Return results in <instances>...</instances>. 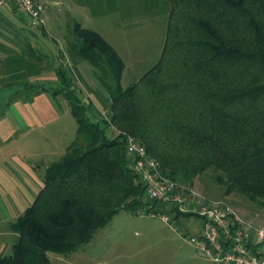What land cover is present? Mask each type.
I'll return each instance as SVG.
<instances>
[{"label": "trees", "instance_id": "obj_1", "mask_svg": "<svg viewBox=\"0 0 264 264\" xmlns=\"http://www.w3.org/2000/svg\"><path fill=\"white\" fill-rule=\"evenodd\" d=\"M143 2L167 6L168 22L159 59L136 81L122 85L124 59L79 19L66 36L69 52L100 69L112 122L141 139L164 174L192 184L214 167L227 193L238 191L264 205V0ZM47 56L26 42L0 70L36 75ZM57 73L59 87L21 83L62 92L77 136L45 169L34 202L10 223L18 237L10 254H0V264H56L49 251L78 250L122 209L173 212L148 196L121 134L109 133L105 117L91 116L92 103L83 101L68 67L60 63ZM191 214L177 211L173 218Z\"/></svg>", "mask_w": 264, "mask_h": 264}, {"label": "rangeland", "instance_id": "obj_2", "mask_svg": "<svg viewBox=\"0 0 264 264\" xmlns=\"http://www.w3.org/2000/svg\"><path fill=\"white\" fill-rule=\"evenodd\" d=\"M41 1L45 4V15L48 13L61 21L58 25L59 32L69 34L72 24L69 27L64 22L73 17L79 19L84 26L99 31L116 47L125 62L121 77L123 86L136 81L161 55L168 22V9L163 4L145 6L144 0H115L113 4L108 0ZM33 29L41 35L45 34L43 29ZM45 30V37L51 41L56 56H47L38 65L41 72L36 75L25 74L24 71L4 75L0 70V90L19 88L20 93H29L42 86H25L21 83L25 79L45 83L47 86H53L52 82L59 87L57 67L63 63L68 67L70 77L73 76L75 87L83 101L92 103L91 116L103 118L109 112L110 100L106 88L96 75L101 72L100 69L86 59L75 61L69 52L68 40L66 37L62 39L63 35L57 33L49 21L48 29ZM72 38L69 35V39ZM78 62L80 65L77 66ZM43 66L51 68L46 71ZM43 71L46 72L45 77L36 78ZM79 77L84 83L80 82ZM107 80L113 82L108 76ZM9 81L11 86H7ZM20 93L16 97L21 96ZM65 116L73 115L68 111ZM73 120L75 137L77 123L74 117ZM108 131L112 132L111 128ZM218 174L219 170L209 167L197 175L192 184L185 183L190 188L185 186L182 191L187 195L194 191L204 202L222 200L236 207L243 215H248L247 212L251 211L256 214L253 221L264 225V205L238 191L227 193L226 185L218 180ZM173 216L174 211L170 220L164 221L160 216L122 209L114 215L110 223L97 230L91 241L78 250L70 253H48L56 264H213L200 256L187 240L190 234L197 233L201 228V217L190 215L175 219Z\"/></svg>", "mask_w": 264, "mask_h": 264}, {"label": "crops", "instance_id": "obj_3", "mask_svg": "<svg viewBox=\"0 0 264 264\" xmlns=\"http://www.w3.org/2000/svg\"><path fill=\"white\" fill-rule=\"evenodd\" d=\"M46 15L53 29L61 33L62 39L63 37L65 39L68 33L59 32L58 25L61 21L58 17H51L48 13ZM72 18L64 23L67 22V26H71L76 19L72 20ZM33 28L36 27L31 25L29 19L17 9L14 1L5 0L0 3V64L6 56L21 53L26 42L42 51L45 56H56L51 41L45 37V34L41 35ZM78 65L80 62L77 63ZM49 68L51 67L46 66L44 70ZM44 73L46 72L43 71L40 76L35 77L44 78ZM71 80L75 86L72 75ZM79 80L84 83L82 78L79 77ZM51 85L56 86V83L51 82ZM18 89L0 90V254L2 255L12 252L13 243L18 237V232L10 227V223L34 202L44 185L45 169L64 153L68 144L77 136L76 134L73 137L75 116L71 104L62 92L37 90L20 93ZM19 93L21 96L16 97ZM68 111L73 116H65ZM75 121L77 123V120ZM77 127L78 123L76 133ZM247 214L244 215L249 219L256 218V214L251 211Z\"/></svg>", "mask_w": 264, "mask_h": 264}, {"label": "built area", "instance_id": "obj_4", "mask_svg": "<svg viewBox=\"0 0 264 264\" xmlns=\"http://www.w3.org/2000/svg\"><path fill=\"white\" fill-rule=\"evenodd\" d=\"M5 0H0L3 3ZM17 9L30 21L31 25L48 29L45 4L41 0H12ZM109 128L124 141L131 154L130 166L145 184L150 198L163 201L174 212H190L202 219L197 233L187 239L199 255L216 264H264V225L257 224L244 216L236 207L222 200L202 201L194 191L187 195L185 183L170 178L163 173L159 160L152 156L146 144L130 132L112 122L109 112L104 116ZM187 189L190 186H186ZM141 214L160 216L169 221V211H148L139 209Z\"/></svg>", "mask_w": 264, "mask_h": 264}]
</instances>
